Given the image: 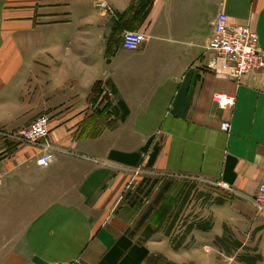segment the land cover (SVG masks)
<instances>
[{
    "label": "crops",
    "instance_id": "crops-1",
    "mask_svg": "<svg viewBox=\"0 0 264 264\" xmlns=\"http://www.w3.org/2000/svg\"><path fill=\"white\" fill-rule=\"evenodd\" d=\"M219 13L264 52V0H0V264H205L223 239L264 264V72L214 75ZM129 32L146 37L136 51ZM39 116L46 167L21 138ZM144 174L228 187L194 247H175L169 204L139 194Z\"/></svg>",
    "mask_w": 264,
    "mask_h": 264
},
{
    "label": "built area",
    "instance_id": "built-area-1",
    "mask_svg": "<svg viewBox=\"0 0 264 264\" xmlns=\"http://www.w3.org/2000/svg\"><path fill=\"white\" fill-rule=\"evenodd\" d=\"M97 6L102 7V3ZM146 37L141 33L129 32L122 38V47L129 51L138 50ZM206 51L212 54L215 67L214 75L221 79L240 80L250 72H264V52L259 48L258 37L249 26L231 23L223 13L216 15ZM213 102L220 109H231L233 99L225 94H214ZM220 129L230 130L229 122H223ZM49 121L46 116L37 117L23 132L21 138L32 145H41V151L35 159L38 167H46L53 159V147L49 141ZM136 171L135 175H139ZM1 156H0V179ZM223 188L228 189L226 185ZM253 206L264 212V179L258 184L252 198Z\"/></svg>",
    "mask_w": 264,
    "mask_h": 264
},
{
    "label": "rangeland",
    "instance_id": "rangeland-1",
    "mask_svg": "<svg viewBox=\"0 0 264 264\" xmlns=\"http://www.w3.org/2000/svg\"><path fill=\"white\" fill-rule=\"evenodd\" d=\"M142 183L143 187L139 194L143 195V198L147 193L150 194V191L157 189L156 193L162 194L161 199L169 204V232L175 247L182 246L188 237L192 247L202 240L199 235L210 226L211 209L221 204L223 194L227 191L203 180H165L147 174L142 175ZM254 210L256 213H262L255 207ZM218 245L217 248L212 244L203 249L207 253L205 264H256L260 259L254 248L241 247L239 241L223 239ZM157 262L161 263L157 260L152 261L154 264Z\"/></svg>",
    "mask_w": 264,
    "mask_h": 264
}]
</instances>
